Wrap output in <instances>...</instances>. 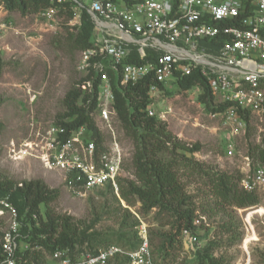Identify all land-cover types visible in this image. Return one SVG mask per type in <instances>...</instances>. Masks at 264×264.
Segmentation results:
<instances>
[{
	"label": "built area",
	"instance_id": "built-area-1",
	"mask_svg": "<svg viewBox=\"0 0 264 264\" xmlns=\"http://www.w3.org/2000/svg\"><path fill=\"white\" fill-rule=\"evenodd\" d=\"M68 8L74 13L70 22L75 26L81 25L84 11L93 22L92 46L80 51L78 63L86 80L78 86L91 92L98 80L97 106L90 114L101 135L97 138L81 126L65 139V128L54 125L20 142L12 140L6 146L0 142V157L4 153L13 161L36 157L77 195L105 185L119 195L125 152L115 88L146 83L153 98L162 91L161 85L197 70L207 79L216 105H226L214 114L228 130L227 156L241 158L248 170L241 187L257 192L264 186V166L236 144V138L246 133L248 113L249 117L264 113V89L260 87L264 79V0H51L49 7L36 14L46 21L47 30L57 33L54 18ZM8 27L0 22V30ZM147 112L156 115L151 104ZM256 214L264 217V211ZM32 217L38 218L35 213ZM204 221L199 216L195 224ZM22 227L23 215L11 193L1 196L0 264H157L145 225L137 227L140 244L136 248L111 244L83 252L78 246L44 251L43 246H32L23 239ZM182 235L192 243L198 240L190 230ZM39 250L44 257L36 261L31 255Z\"/></svg>",
	"mask_w": 264,
	"mask_h": 264
},
{
	"label": "rangeland",
	"instance_id": "rangeland-1",
	"mask_svg": "<svg viewBox=\"0 0 264 264\" xmlns=\"http://www.w3.org/2000/svg\"><path fill=\"white\" fill-rule=\"evenodd\" d=\"M70 19L65 12L59 13L53 21L58 31L53 33L37 14L24 15L0 7V22L9 26L0 30V51L6 61L0 77V142L5 146L12 140L20 142L28 138L32 132L45 133L59 125V116L65 112L67 91L84 76L78 70L80 51L72 49L67 41L68 33L75 27ZM165 86L153 96L152 110L182 143L201 145L193 158L221 171H240L243 176L248 173L241 158L227 156L228 130L223 119L201 102V89L194 87L183 91L174 82ZM216 101L215 98V104ZM118 128L125 152L123 177L135 179L134 146L124 130ZM247 128L245 134L236 138L243 152L261 143L264 113H252ZM5 155L0 157L1 177H9L17 183L41 179L50 188L59 190V197L50 204V209L56 215L70 218L83 240L77 244L79 248H105L97 242L100 239L130 248L126 241L136 240L137 244V227L145 225L157 264H197V254L207 248L227 264H264V217L256 214L264 211V186L257 191L258 205L219 210L210 197L204 198L205 180L197 176L181 177L188 194L193 197L198 217H205V221L196 231V243L182 237V246L164 259L158 253L159 234L169 230L170 216L158 214L157 209L144 212L139 204L130 206L108 185L77 195L68 189L59 174L46 170L40 159L27 156L13 161ZM255 209L259 210L251 212ZM40 210L44 217L45 206Z\"/></svg>",
	"mask_w": 264,
	"mask_h": 264
},
{
	"label": "trees",
	"instance_id": "trees-1",
	"mask_svg": "<svg viewBox=\"0 0 264 264\" xmlns=\"http://www.w3.org/2000/svg\"><path fill=\"white\" fill-rule=\"evenodd\" d=\"M51 5V0H1L0 6H4L9 12L19 11L22 14H36ZM68 18L74 13L69 8L62 9ZM93 22L90 15L84 11L80 26H75L74 31L68 33L67 41L74 50L82 51L92 46ZM6 61L0 51V77L4 72ZM81 78L67 91L64 97L65 112L59 116L58 124L63 126L65 139L71 132L81 126H87L93 131V136L99 138L94 118L90 112L97 106V84L94 80L91 92L84 91L78 84L85 81ZM174 83L179 89L186 91L194 87L201 89L200 100L213 113L222 111L226 105L214 102L215 95L209 87L208 81L199 71L190 75L177 78ZM260 87L264 89V79L260 81ZM162 90L166 88L161 85ZM117 111L120 125L125 136L130 139L134 149L132 165L135 179L120 177L118 180L119 194L125 202L134 206L140 205V209L148 212L157 209L158 214L170 216L169 230L159 234L160 244L158 253L164 259L172 256L173 252L182 246L184 230H190L196 234L201 226L195 224L198 217L193 197L188 194L181 181L183 176H197L205 180L207 191L204 198H211L215 208L236 207L246 208L260 203L257 192H247L241 187L243 174L240 171L227 172L211 167L193 158L196 152L201 150L200 144L187 145L182 143L169 129L166 122L157 115H150L148 107L153 102L149 94L148 85L139 83L135 86H127L122 89L115 88ZM249 113L247 121L249 124ZM248 129V128H247ZM249 133V131H248ZM249 137V134L247 135ZM248 153L260 165L264 166V134L261 143L250 147ZM191 155V156H189ZM0 197L11 193L12 201L18 207L20 215H23L22 234L23 239L32 246L41 245L44 251H51L57 247L74 249L83 240L79 238L78 231L74 228L69 217L56 215L50 209V204L59 197V190L50 188L44 180H26L22 186L9 177H1ZM112 188L110 185H108ZM45 206V216L40 213V207ZM210 207V205H208ZM213 208V207H210ZM28 209V212L26 210ZM127 211L128 209L125 208ZM36 214L38 218L33 219ZM231 229L227 228V231ZM133 242L126 241L130 249L140 244L138 232ZM99 244L111 245L106 239L97 241ZM152 245V244H151ZM92 247V246H91ZM153 248V246H152ZM96 249H83L79 251H93ZM153 252L155 250L153 248ZM26 255H30L26 253ZM36 261H41L44 253L39 250L31 255ZM156 257V255H155ZM156 262L158 263L157 259ZM197 264H227L222 257H216L210 249H204L197 254Z\"/></svg>",
	"mask_w": 264,
	"mask_h": 264
},
{
	"label": "crops",
	"instance_id": "crops-1",
	"mask_svg": "<svg viewBox=\"0 0 264 264\" xmlns=\"http://www.w3.org/2000/svg\"><path fill=\"white\" fill-rule=\"evenodd\" d=\"M3 9L5 10L4 6H3ZM8 11V10H7Z\"/></svg>",
	"mask_w": 264,
	"mask_h": 264
}]
</instances>
